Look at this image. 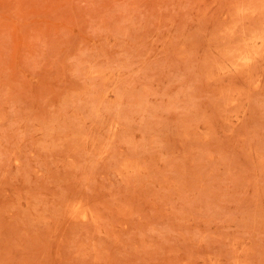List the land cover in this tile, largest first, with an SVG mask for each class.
Segmentation results:
<instances>
[{"label":"rangeland","instance_id":"rangeland-1","mask_svg":"<svg viewBox=\"0 0 264 264\" xmlns=\"http://www.w3.org/2000/svg\"><path fill=\"white\" fill-rule=\"evenodd\" d=\"M0 264H264V0H0Z\"/></svg>","mask_w":264,"mask_h":264}]
</instances>
